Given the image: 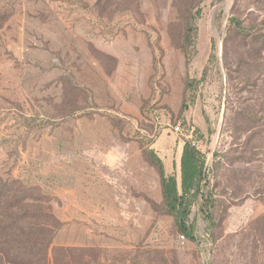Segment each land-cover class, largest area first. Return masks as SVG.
Here are the masks:
<instances>
[{
  "label": "rangeland",
  "instance_id": "374dc122",
  "mask_svg": "<svg viewBox=\"0 0 264 264\" xmlns=\"http://www.w3.org/2000/svg\"><path fill=\"white\" fill-rule=\"evenodd\" d=\"M0 178L47 264H264V0H0Z\"/></svg>",
  "mask_w": 264,
  "mask_h": 264
},
{
  "label": "trees",
  "instance_id": "16d2710c",
  "mask_svg": "<svg viewBox=\"0 0 264 264\" xmlns=\"http://www.w3.org/2000/svg\"><path fill=\"white\" fill-rule=\"evenodd\" d=\"M152 157L162 178L167 213L174 217L178 231L193 240L194 229L189 224L190 205L201 191L205 162L200 152L190 144L185 145L181 157L180 190L175 176L166 177L162 162L155 155ZM16 185V182H5L0 178V264H47L50 246L32 239L40 230L34 224L25 223L29 219V213L13 212L15 206L7 205L6 200H3L5 194ZM5 203L6 206L3 205Z\"/></svg>",
  "mask_w": 264,
  "mask_h": 264
},
{
  "label": "built area",
  "instance_id": "2783aa9c",
  "mask_svg": "<svg viewBox=\"0 0 264 264\" xmlns=\"http://www.w3.org/2000/svg\"><path fill=\"white\" fill-rule=\"evenodd\" d=\"M175 131L176 132H180V133H183L184 129L182 128L181 124H178L176 127H175ZM194 130L191 129L188 131V136L187 138L189 139V143L192 147H194L196 150H200L201 148V143L196 140L194 137Z\"/></svg>",
  "mask_w": 264,
  "mask_h": 264
}]
</instances>
